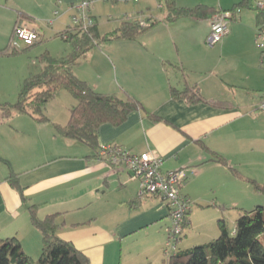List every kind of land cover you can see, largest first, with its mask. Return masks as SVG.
I'll return each instance as SVG.
<instances>
[{"label": "crops", "instance_id": "0c3cea01", "mask_svg": "<svg viewBox=\"0 0 264 264\" xmlns=\"http://www.w3.org/2000/svg\"><path fill=\"white\" fill-rule=\"evenodd\" d=\"M59 1L65 12L79 0ZM174 1L178 6H192L184 0ZM234 5L238 11L227 33L209 46L205 40L210 16L166 20V9L153 13L149 0H142L124 13L114 29L123 20H137L150 25L143 33L136 39L102 42L73 66V73L94 90L129 95L141 103L142 108L130 112L119 125L101 124L99 144L115 143L133 153L153 151L163 157L162 170L184 169L181 192L199 209L213 208L214 219L225 216L215 208L223 200L216 190L237 185L231 168L249 178L264 176V158L259 159L261 151L255 147L260 137L244 125L248 115L244 109L264 94V49L254 42L258 13L254 0L221 3L215 9ZM92 6L89 14L96 24ZM23 16L15 23L36 29L39 39L41 26ZM66 27L62 18L51 24V30L59 33ZM171 86L196 89L209 102L173 98ZM65 95L61 114L50 110L53 104L47 105V122L13 113L0 123V238L15 236L25 253L32 259L39 257L42 238L28 213V206L35 204L40 218L56 214L57 235L81 250L89 264H163L170 227L167 205L157 196L133 203L138 199V182L123 166L95 158V152L83 143L55 133L53 123L64 125L75 104L70 94ZM36 143L47 148L41 154L30 152ZM213 153L222 155L227 165L210 160ZM4 160L18 174L25 201L6 180ZM245 161L253 166L248 173L239 169ZM243 192L238 189L228 194L241 199L235 206L246 210L256 199L249 192L243 200ZM209 194L215 201L206 199ZM191 209L189 232L203 225L194 223ZM203 235L194 236V242L213 239Z\"/></svg>", "mask_w": 264, "mask_h": 264}, {"label": "trees", "instance_id": "16d2710c", "mask_svg": "<svg viewBox=\"0 0 264 264\" xmlns=\"http://www.w3.org/2000/svg\"><path fill=\"white\" fill-rule=\"evenodd\" d=\"M159 1L162 6V0ZM163 1L166 20H175L182 16L211 17L218 11L212 6L202 4L178 6L174 0ZM229 9L234 11L237 6L234 5ZM20 15L23 16V13ZM149 26L137 20H123L117 28L103 35L98 34L95 23L81 31L69 30L66 27L59 34L61 37L63 32L67 34L63 39L70 42V52L60 57H52L48 53L41 56L44 65L39 72L23 79L16 101L0 104V123L7 122L13 113L28 115L37 122H47L49 119L44 113L46 104L58 91L64 90L72 96L75 104L70 107L68 120L64 125L53 123L55 133L66 139L83 143L95 152L93 157L97 158L100 147L99 126L103 123L119 125L130 112L141 109L142 106L132 96L120 97L114 93L94 90L86 81L79 79L73 73V66L93 46L112 39H136ZM38 40L27 47L34 45ZM170 94L173 98L183 99L188 103L209 102L196 89L179 90L171 86ZM211 156L210 160L227 165L222 155L213 153ZM4 161L8 167L6 180L25 201L18 174L10 168L6 160ZM231 170L237 178L248 181L255 192L264 196V181L257 182L234 168ZM138 202L139 198L133 201V203ZM28 213L31 224L40 232L42 238L38 259H32L22 249L19 240L11 236L0 238V264H89L87 256L81 250L72 242L57 235L59 224L56 221V214L40 218L35 204L28 206ZM185 223L188 224V216ZM217 226L219 235L216 238L186 249L178 247L166 257L163 264H264V202L253 209L242 211L235 219L233 229L227 226L223 217L217 219Z\"/></svg>", "mask_w": 264, "mask_h": 264}, {"label": "rangeland", "instance_id": "374dc122", "mask_svg": "<svg viewBox=\"0 0 264 264\" xmlns=\"http://www.w3.org/2000/svg\"><path fill=\"white\" fill-rule=\"evenodd\" d=\"M124 1L125 0H117L114 2L94 3L91 11H93L92 13H94L96 16L95 20H97L96 26L99 35L111 32L114 29L115 25L118 24L119 19L124 15V13L126 11L132 10L135 7V4L141 3L142 0H128L126 1V4L124 3ZM184 1H187L186 3H189V5L192 6L202 4L206 6H212L213 8H218L221 3L229 5L235 0ZM161 2L163 5L162 7H159V0H149V7L153 13H159L165 9L164 1L162 0ZM236 11H238V9ZM73 12L74 10H68L66 8L64 12V9L59 0H0V104L14 103L16 101L18 91L23 79L31 74L39 72L44 65V62L41 60V56L44 53H48L52 57H60L70 52V42L64 40L60 36L59 32L54 31L55 29L51 30V24L58 20V18H62L65 19L66 27L71 22V15ZM21 13L34 18V20H32L36 25L41 26V29H43V33L41 34L39 40L32 46L27 47V45L19 43L17 47H12L10 44V40L13 32V27L15 25V19ZM61 25L64 24L62 23L60 24V26ZM94 47L96 46H93L91 49H93ZM12 50L15 51L12 53ZM57 94L51 101L46 104L45 108H47L48 104H53L51 105V107H49L50 110L53 109L61 114V112H64L65 110V106L62 104V100L65 99V94L68 93L64 90H60L57 92ZM56 96H58V98H56ZM253 101L255 102H251L250 106L244 109V112L248 114L247 116H245L244 125L246 130L250 131L249 133L259 135V143H257L255 147L260 148L261 158L259 159L262 160V158H264V110L257 108V103L259 101L255 100V97ZM44 113L47 116L45 111ZM45 148H47L45 145L36 143L35 147H33L30 152L37 151V154H41ZM246 162L247 161L243 162L244 164L239 169L248 173L252 171L253 166L250 162ZM263 177L264 176L261 175L260 178L252 179H255V181L257 182H263ZM233 180H235L234 182H237L236 184L239 185L238 188H235L237 185H232L230 186L231 188H222L216 190V195H218V197L223 200L222 202L217 203V207L215 208H220L222 212H224L225 216L223 218L225 219V222L229 228L234 226L235 219L239 216L240 213H242V211L253 209L256 205H260L264 202V196L260 193L255 192L252 188V185L248 181L239 178H234ZM137 184L139 190V183ZM238 189L239 191H244L243 193H240V195L243 196V200L248 197L249 192H253L252 194H255L254 199H256V202H254L251 207L248 206V208H244L246 210H241L239 207L235 206V204L241 199H238L236 196H232L234 194H228L233 193L236 190L238 191ZM206 197V199L208 200L215 201L214 196L212 197V194H209ZM190 206L192 207L191 213L194 223H202L203 225L192 228L193 230H190V232L186 226V235L180 238V245L178 244V247L181 249H186V247L198 245L194 242V236L200 234L201 232H204V235H212L207 239H214L219 235L217 219L212 218L214 212L212 211L213 208L210 210H202L201 208L199 209L198 206H196L193 202H191ZM210 229H212L213 231H210ZM163 250V258L164 260H166V257L168 255L163 252ZM37 258L38 256L34 259L36 260Z\"/></svg>", "mask_w": 264, "mask_h": 264}, {"label": "built area", "instance_id": "2783aa9c", "mask_svg": "<svg viewBox=\"0 0 264 264\" xmlns=\"http://www.w3.org/2000/svg\"><path fill=\"white\" fill-rule=\"evenodd\" d=\"M117 0H79L70 6L74 12L69 30H86L94 25V19L89 14L90 7L97 2H114ZM258 13V23L255 29V45L264 49V0H254ZM234 11L219 9L209 19L210 31L206 37V44L213 46L219 43L227 33L229 21L234 17ZM61 33V32H60ZM62 38L67 34L62 33ZM36 29L15 23L10 40L12 47L19 43L30 45L38 39ZM258 109L264 110V94L257 103ZM97 158L113 165L123 166L132 180L139 183L138 197L157 196L168 207L170 227L164 244V252L169 255L178 248V241L185 233L186 219L190 209L191 200L181 192L186 180L184 169L162 170L163 157L153 151L133 153L127 148L115 143L100 145Z\"/></svg>", "mask_w": 264, "mask_h": 264}]
</instances>
